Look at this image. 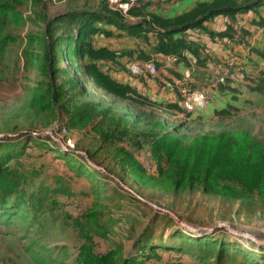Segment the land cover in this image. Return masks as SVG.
Returning a JSON list of instances; mask_svg holds the SVG:
<instances>
[{"label":"rangeland","instance_id":"1","mask_svg":"<svg viewBox=\"0 0 264 264\" xmlns=\"http://www.w3.org/2000/svg\"><path fill=\"white\" fill-rule=\"evenodd\" d=\"M5 4L14 5L22 21L0 28V145L24 142L28 134L53 136L32 141L25 154L5 167L10 182L18 186L12 196L24 193L31 207L24 209L26 220L0 219V264H226L227 257L217 260L219 249L202 263L195 258L197 252L191 251L193 258L161 249L151 253L145 247L149 242L176 246L181 242L177 234L227 240L238 263L264 264V244L257 242L264 240V175L250 172V180L258 181L251 193L234 182H221L214 193L201 186L176 191L175 172L152 152L158 140L170 136L182 138L173 154L179 161L213 159L225 165L232 159L242 165L251 153L258 156L252 163H264V93L254 91L264 73L258 69L260 60L253 61L252 73L244 75V83L221 105L232 108L231 117L219 120L217 110L210 108L190 114L178 105L132 93L126 98L111 95L89 80L87 66L93 61L76 40H92L96 49L121 46L124 52L134 47L156 54L152 34L137 40L91 31L81 36L79 21H59L89 11L135 22L105 0H0ZM95 25L100 30L111 26ZM98 65L103 72L111 69L104 61ZM55 96L57 103L51 107ZM224 133L231 137L229 146L235 145L227 153H216L228 143L221 137ZM58 140L71 156L57 152ZM144 200L169 210L179 221ZM219 225H229L243 237L228 228L211 230Z\"/></svg>","mask_w":264,"mask_h":264},{"label":"trees","instance_id":"2","mask_svg":"<svg viewBox=\"0 0 264 264\" xmlns=\"http://www.w3.org/2000/svg\"><path fill=\"white\" fill-rule=\"evenodd\" d=\"M263 4L264 0H212L211 2L200 3L193 10L175 18L163 19L157 16H152L149 21L144 20L142 24L136 26L129 25L123 20H119L118 18L114 17L112 14H100L97 12L89 11L83 13L75 12L67 14V16H62L61 18H59V21H79L81 36L83 34V36L87 35L89 31L93 33L101 32L106 37H110L113 35L112 32L108 29L100 30V28L95 25L96 22H103L111 26L113 25L119 30L126 31L129 35L132 36L145 35L146 37H148L149 33H154L157 35L158 39V43L154 48L156 53H160L165 56L173 55L183 58V53L188 51L197 57L198 46L195 43L188 41L184 37L177 38V35H183L188 30H207L204 26L205 22H208L218 16H229L235 18L237 14L247 13L250 10L260 7ZM132 13L138 14L134 11ZM21 21L22 16L20 12L17 11V8L14 5H0V28L5 27V25L7 24H18ZM231 31H233V29L231 26H229L227 35H229ZM76 41H78L82 46L81 52L87 54L93 61V63L87 66V74L89 80L95 86L102 88L107 93L120 98H126L127 94L129 93L138 95L130 87L120 84L112 79L99 67V61L115 60V53L105 48L96 49L93 45L92 40L86 41L79 39ZM260 55L264 58V54ZM142 56H144L145 58V55ZM255 83L256 87L254 88V91L264 93V73L256 80ZM52 94L53 90L50 91V95ZM138 96L140 97V95ZM57 99V96H55L53 101L48 105L51 107H55L54 102L57 103ZM231 109L232 108L218 110L215 112V115L219 120L224 121L225 119L231 117ZM90 115L91 112L85 113L84 118H88ZM169 137H163L158 140L156 143L159 145V147L153 149L152 152L153 157L156 161L166 159L169 165V169L172 171V173L175 172L173 189L176 191H182L185 189L194 190L197 187L201 186V188L203 187L205 191L214 193L215 191H220L219 184L221 182H234L242 186L244 193H251L256 190L257 187L255 188V186H257L258 181L252 182V180H250V172L255 173L258 178H261L264 175V163H252L251 161L257 159L258 156L256 158L251 153L249 157L244 158L245 162L242 165H236L232 159L230 161L226 160L225 165L220 164L221 162L218 163L217 160L213 159L210 162H195L193 164H191V162L187 159L179 158L181 160L179 161L173 154L176 149L181 148L182 138L173 139ZM221 137L226 139L228 143L226 145L224 144L223 146L219 145L216 153H218L220 149H226L227 153L228 150H231V147L234 146L235 143L229 146L231 137L227 136L225 133L221 135ZM32 141H41V139L28 134L24 142L20 141L17 143L14 141L11 142L6 140L4 141L6 142V144L0 145V149L2 148V150L0 151H3V155H1L0 153V219L6 223H8L13 218L20 217L25 220L28 218L24 212V209L28 206L31 207V205H29L31 204V202L27 203L26 197H23L24 193L22 195H19L17 197L18 199L12 196L14 192H16L18 186L13 185L10 182L9 178L7 177L8 171L5 167L15 158H18L25 154L27 148L29 147V144L32 143ZM163 145L166 146L164 149H161L160 146ZM57 152H60L65 156L72 155L63 150L62 147H59L57 149ZM261 155L262 157H264L263 151H261ZM33 207L32 209L35 210L36 208ZM174 237H179V240L181 241L176 246H171L168 244H161L156 246L152 242H149V244L145 245V247L151 253H154L155 251L161 249L164 251L184 252L192 257L195 256V254L193 255L192 253L197 252L199 255L195 256V258L202 263H206V260L214 258L216 250L219 249L220 254L217 257V260L220 261L224 257H227L226 264H242V262H237L236 255H232L230 253V245L228 244L229 242H227V240L215 238L214 236L211 237L209 235L200 239L183 234H177ZM121 264L139 263H137L136 260H132V262L123 260ZM219 264H221V262H219ZM244 264L249 263L244 262Z\"/></svg>","mask_w":264,"mask_h":264},{"label":"crops","instance_id":"3","mask_svg":"<svg viewBox=\"0 0 264 264\" xmlns=\"http://www.w3.org/2000/svg\"><path fill=\"white\" fill-rule=\"evenodd\" d=\"M211 1L150 0L144 8L134 10L138 14H132L133 11L130 12L129 17L135 22L123 21L136 26L142 24L144 20L149 21L152 16L171 19L193 10L200 3ZM204 26L207 30H188L184 33L188 37L187 35L186 37L176 36L177 38L184 37L195 43L198 46L197 57L188 51L183 53V58H180L173 55L165 56L156 52V54L150 53L142 46L140 48L143 50L131 47L124 52L119 51L121 46H118L119 49L104 46L105 49L116 54L115 60L104 61L111 67L110 71L105 73L118 83L130 87L138 95L147 97L151 101L181 107V101L186 90L205 89L209 78L219 74L233 60L242 69V74L230 80V85L221 87L215 101L208 107L212 111L222 110L226 107L221 105L227 103L238 87L244 83V75L252 73L253 61L260 60V62L258 61V69H264V58L260 55L264 50V4L247 13L237 14L235 18L218 16L205 22ZM229 26L232 27L233 31L227 35ZM108 30L113 35L107 38H141V36L129 35L122 30L116 32L113 30V26H110ZM151 34L157 39V35L154 33H149L148 37ZM156 43H158V39ZM142 55H145V58ZM135 62H154L158 67V73L156 75L133 76L128 68L131 63ZM245 83L248 84L249 82Z\"/></svg>","mask_w":264,"mask_h":264},{"label":"built area","instance_id":"4","mask_svg":"<svg viewBox=\"0 0 264 264\" xmlns=\"http://www.w3.org/2000/svg\"><path fill=\"white\" fill-rule=\"evenodd\" d=\"M105 1L113 10L124 16L129 15L134 10L144 8L150 2V0ZM128 69L133 76L156 75L158 73V67L154 62L131 63ZM242 72V69L236 65L235 61H230L219 74L209 78L205 89L186 90L181 101V108L192 114L197 111H205L215 101L220 88L230 85V80L237 78Z\"/></svg>","mask_w":264,"mask_h":264},{"label":"water","instance_id":"5","mask_svg":"<svg viewBox=\"0 0 264 264\" xmlns=\"http://www.w3.org/2000/svg\"><path fill=\"white\" fill-rule=\"evenodd\" d=\"M47 135H50V136H53V134L52 133H50V132H47V133H43V134H34V136H36V137H38V138H42V137H45V136H47ZM9 137H15V136H9ZM58 142H59V144H60V146L63 148V150H65L66 152L68 151L67 149H66V147H64V145L58 140ZM76 154H79V155H81V156H83V157H85L87 160H88V162L90 163V165L93 167V168H95L96 170H98V171H100V172H103V173H105V174H108L107 172H106V170H104L103 168H101V167H99V166H97L88 156H87V154H84V153H79V152H77ZM111 178H114L115 180H118L116 177H114V176H111L110 174H108ZM119 181V180H118ZM147 204H149V205H151L153 208H155V210L157 211V212H159V213H162V214H165V215H168V216H170L171 218H173V219H175V220H178L179 221V218L174 214V213H172V212H170L169 210H166V209H164V208H161V207H159V206H157V205H154V204H152V203H150V202H148V201H146V200H144ZM184 224V223H183ZM184 226L188 229V230H190V231H195V232H201V230H199V229H195V230H192V228H190L188 225H186V224H184ZM217 228H228V229H230V231L233 233V234H235L236 236H240V237H243V234L242 235H240V233L237 231H233L232 230V228L229 226V225H219V226H216V227H213L211 230H215V229H217ZM197 230V231H196ZM257 242L259 243V244H264V240L263 241H261V240H257Z\"/></svg>","mask_w":264,"mask_h":264},{"label":"bare ground","instance_id":"6","mask_svg":"<svg viewBox=\"0 0 264 264\" xmlns=\"http://www.w3.org/2000/svg\"><path fill=\"white\" fill-rule=\"evenodd\" d=\"M197 231V230H196Z\"/></svg>","mask_w":264,"mask_h":264}]
</instances>
